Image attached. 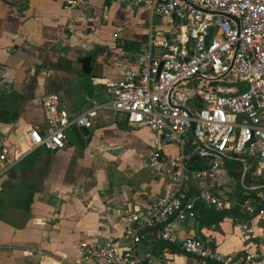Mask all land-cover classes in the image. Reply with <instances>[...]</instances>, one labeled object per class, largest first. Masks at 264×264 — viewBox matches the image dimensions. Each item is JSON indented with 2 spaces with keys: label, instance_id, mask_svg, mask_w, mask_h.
<instances>
[{
  "label": "crops",
  "instance_id": "obj_1",
  "mask_svg": "<svg viewBox=\"0 0 264 264\" xmlns=\"http://www.w3.org/2000/svg\"><path fill=\"white\" fill-rule=\"evenodd\" d=\"M149 28L169 36L166 19L142 5L0 0V135L1 150H8L7 169L0 174V264H90L82 261L79 242L110 239L123 246L128 225L123 212L145 208L168 185L160 162L180 148L147 128L129 127L109 108H98L88 129L68 127L63 148L21 153L30 128L45 132L42 96L56 93L72 115L106 103L103 79H118L132 66ZM86 55L90 74H83L78 62ZM152 150L160 153L155 161L149 159ZM225 160L240 163L236 176ZM246 164L242 177L237 159H224L212 177H188V189L209 187L230 208L197 203L191 217L173 224L180 236L209 240L212 250L233 257L264 239L260 217L242 209L245 200L257 202L248 188L251 160ZM202 210L221 216L208 221ZM235 218L247 220L254 236L240 237ZM141 232V247L153 254L150 264H200L158 240L154 226Z\"/></svg>",
  "mask_w": 264,
  "mask_h": 264
},
{
  "label": "built area",
  "instance_id": "obj_2",
  "mask_svg": "<svg viewBox=\"0 0 264 264\" xmlns=\"http://www.w3.org/2000/svg\"><path fill=\"white\" fill-rule=\"evenodd\" d=\"M106 1L146 6L151 14L166 19L169 36L149 28L132 66L118 79H103L106 103L72 115L60 105L56 93L42 96L45 132L30 128L24 134L21 153L37 147L63 148L66 129L90 128L98 108L122 114L131 128L158 133L180 152L160 162L161 174L169 181L163 192L145 208L123 212L128 220L124 245L110 239L95 244L79 242L82 261L150 264L153 254L141 247V230L154 226L158 240L195 257L200 264H264V239L233 257L212 250L209 240L182 237L173 227L191 217L197 203L218 211L230 208L229 202L209 187L188 189L185 182L189 176L212 177L224 159H237L242 177L246 159H250L248 188L255 192L257 202L252 206L245 200L242 209L245 215L260 217L264 236V0ZM237 81H245L248 89L235 96L220 95L234 93L235 87L223 83ZM241 113L244 116L238 118ZM7 155L3 148L0 174L7 169ZM192 156L205 159V168L190 169ZM158 158L157 150L149 152L150 160ZM234 227L240 237L254 236L247 220L235 218Z\"/></svg>",
  "mask_w": 264,
  "mask_h": 264
},
{
  "label": "water",
  "instance_id": "obj_3",
  "mask_svg": "<svg viewBox=\"0 0 264 264\" xmlns=\"http://www.w3.org/2000/svg\"><path fill=\"white\" fill-rule=\"evenodd\" d=\"M227 17L229 18H233L235 19L234 17L230 16V15H226ZM78 62L80 63V70L83 74H90L91 73V70H92V65H91V57L89 55H86V56H81L79 59H78ZM224 86H227V87H235L236 88V91L234 93H225V94H220L222 96H235L241 92H244L245 90L248 89V84L245 82V81H237V82H234V83H223ZM240 116H244L243 113L241 114H238V118ZM193 128V126L191 125V129ZM2 136L0 135V150H1V147H2Z\"/></svg>",
  "mask_w": 264,
  "mask_h": 264
},
{
  "label": "trees",
  "instance_id": "obj_4",
  "mask_svg": "<svg viewBox=\"0 0 264 264\" xmlns=\"http://www.w3.org/2000/svg\"><path fill=\"white\" fill-rule=\"evenodd\" d=\"M226 165H232L233 169L230 171L231 175L234 177L236 176L238 172V168L240 167V163L238 161L234 160H225L224 161ZM188 167L191 169H204L205 168V159L200 158L198 156L191 157L190 160L188 161ZM202 216L208 221H216L218 218H220L221 213L220 212H215V211H209L208 213L204 212L202 210Z\"/></svg>",
  "mask_w": 264,
  "mask_h": 264
},
{
  "label": "rangeland",
  "instance_id": "obj_5",
  "mask_svg": "<svg viewBox=\"0 0 264 264\" xmlns=\"http://www.w3.org/2000/svg\"><path fill=\"white\" fill-rule=\"evenodd\" d=\"M234 185H235L234 187H236L239 190H241V186H240V183L238 181H236Z\"/></svg>",
  "mask_w": 264,
  "mask_h": 264
}]
</instances>
